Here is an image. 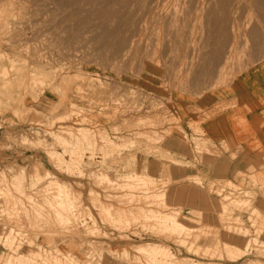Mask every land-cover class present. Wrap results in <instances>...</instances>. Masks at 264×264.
<instances>
[{"label":"rangeland","instance_id":"374dc122","mask_svg":"<svg viewBox=\"0 0 264 264\" xmlns=\"http://www.w3.org/2000/svg\"><path fill=\"white\" fill-rule=\"evenodd\" d=\"M254 1L0 0V264H264Z\"/></svg>","mask_w":264,"mask_h":264},{"label":"crops","instance_id":"0c3cea01","mask_svg":"<svg viewBox=\"0 0 264 264\" xmlns=\"http://www.w3.org/2000/svg\"><path fill=\"white\" fill-rule=\"evenodd\" d=\"M264 81V66L253 71L250 75L246 76L241 82L243 89L247 91V94L255 100L258 104H261L260 98L264 93L262 82ZM239 114V111L237 112ZM236 115V114H235ZM230 125L229 129L233 132L234 138L238 144L244 145L247 149H251L253 144H260L261 146L264 144L263 134L264 132L259 131L257 129L261 127V125L255 124L256 119H254V125L252 124V120L250 119V115L245 114L243 118L234 119L232 116L230 117ZM263 140V143H262ZM254 150L253 152H256ZM226 165V164H224ZM229 168L230 166L227 165Z\"/></svg>","mask_w":264,"mask_h":264},{"label":"bare ground","instance_id":"6f19581e","mask_svg":"<svg viewBox=\"0 0 264 264\" xmlns=\"http://www.w3.org/2000/svg\"><path fill=\"white\" fill-rule=\"evenodd\" d=\"M219 2H221V3H224V4H226V3H230L232 0H218ZM264 3V0H255L254 1V3H253V5H251V7H253V8H255V9H259V10H261V6H259V4H263ZM262 12V15H264V11H261ZM263 18H264V16H263ZM215 20V19H214ZM215 23V22H214ZM40 54V53H39ZM2 58V57H1ZM42 58V57H41ZM25 63V62H24ZM24 85V84H23ZM23 85H21V86H23ZM20 86V87H21ZM5 87V86H4ZM3 87V88H4ZM128 179V178H127ZM152 179V178H151ZM138 180H140L141 182H147V180L145 179V176L144 177H142V176H140V177H138ZM155 181V180H154ZM130 182V181H129ZM135 182V181H134ZM59 183V182H58ZM57 183V184H58ZM152 183V182H151ZM134 184V183H133ZM140 184V183H139ZM138 184V185H139ZM128 185H130V183L128 184ZM132 185V184H131ZM137 185V184H136ZM141 186H142V184H140ZM58 189H59V194L60 195H63V196H67V197H69V191H65V189H64V187L63 186H61V184L60 185H58ZM210 207V206H209ZM174 215V216H173ZM173 215H171V218H165L164 219V221L166 222V223H169V231H171V232H177L178 230H182V225H181V221H178L177 219H178V215L179 214H173ZM177 217H176V216ZM66 216V215H65ZM64 216V217H65ZM170 216V215H169ZM120 218H122L123 219V217H121L120 216ZM182 218V217H181ZM164 222V223H165ZM163 223V222H162ZM165 223V224H166ZM164 226V225H163ZM168 230V229H167ZM193 230V229H192ZM163 231V230H162ZM7 237V236H6ZM120 239H122V238H120ZM8 241V240H7ZM144 244H146V243H144ZM140 245V244H139ZM228 244H226V245H224V246H220V247H222V251H219L220 252V254H225L227 257H228V260H233L235 257H236V255L238 254V252L240 251L239 249H238V246H237V244H234V245H231V244H229V246H227ZM158 246V247H157ZM216 246V248H220L219 247V245H215ZM215 246H214V248H215ZM168 247L167 246H161V245H155V244H151V242L150 243H147L146 245H140L139 246V248H138V252L140 253H143V254H146L147 255V257H149V259L151 260V261H159V262H162V264L163 263H167V262H169L168 264H179L177 261H172L171 259H172V257H170V255H169V251H168V249H167ZM189 248H191V249H189V250H192V248L193 247H189ZM137 250V249H136ZM215 254H216V252H214ZM159 254V255H158ZM23 256V255H22ZM20 257V256H19ZM146 257V258H147ZM158 257H160V258H158ZM148 259V258H147ZM238 260H240V259H238ZM237 260V261H238ZM27 261H28V259H27ZM235 261V260H234Z\"/></svg>","mask_w":264,"mask_h":264}]
</instances>
